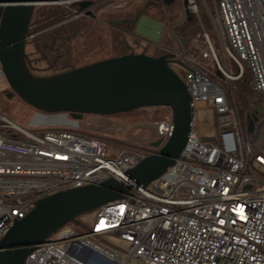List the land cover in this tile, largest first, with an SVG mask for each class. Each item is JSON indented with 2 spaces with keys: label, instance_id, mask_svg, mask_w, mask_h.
<instances>
[{
  "label": "built area",
  "instance_id": "obj_1",
  "mask_svg": "<svg viewBox=\"0 0 264 264\" xmlns=\"http://www.w3.org/2000/svg\"><path fill=\"white\" fill-rule=\"evenodd\" d=\"M214 3L219 49L204 29L185 49L130 34L157 57L174 55L168 65L192 99L189 139L175 164L143 191L99 208L91 225H66L25 264H264V0ZM35 7L59 8L65 24L124 10L127 0H37ZM200 7L186 0L191 16ZM79 128L62 113L36 110L28 128L0 114V242L39 200L99 185L153 154L125 148L108 155V141ZM146 128L164 144L174 125L170 118Z\"/></svg>",
  "mask_w": 264,
  "mask_h": 264
},
{
  "label": "water",
  "instance_id": "obj_2",
  "mask_svg": "<svg viewBox=\"0 0 264 264\" xmlns=\"http://www.w3.org/2000/svg\"><path fill=\"white\" fill-rule=\"evenodd\" d=\"M36 1L0 0V60L10 97L18 96L37 111L67 114L76 121L85 115L108 117L167 108L172 113L174 129L164 144H154L158 152L126 173L99 185L46 197L36 202L23 219H14L0 242V264H25L40 244L69 223L78 224L79 217L143 191L175 164L189 139L193 118L187 87L168 65V56L174 55L129 53L57 74L35 75L28 65L26 48ZM134 22L138 35L160 41V21L138 16ZM255 108L262 111L258 104ZM253 128L254 118L248 117V131Z\"/></svg>",
  "mask_w": 264,
  "mask_h": 264
},
{
  "label": "rangeland",
  "instance_id": "obj_3",
  "mask_svg": "<svg viewBox=\"0 0 264 264\" xmlns=\"http://www.w3.org/2000/svg\"><path fill=\"white\" fill-rule=\"evenodd\" d=\"M144 1L145 0H127L126 9L102 13L98 20L77 19L72 22L63 24L61 23L63 19V12L61 14H54L53 20L43 22V24L40 25V29L43 30V34L37 37L36 42L34 44L28 42L26 54L30 63L32 64V70L34 74L38 76L52 75L68 68L71 69L80 67L82 66V64L94 61L96 55L90 52V47L98 44V42L100 44H103L101 45L102 48L104 46L107 47L105 42L109 41L107 40V38L103 37L101 33L100 35L96 34L94 36H91L93 32L90 30H95L98 28L104 32H107L108 30L115 32L114 37H116L117 41L113 42V46L116 48L114 54H116L117 56L123 55L125 51H128L127 42L131 43L132 37L130 34H125L123 30H119L115 27L107 25V23L108 21H112L113 19L118 17L120 19L127 17L131 12L142 8ZM198 2L201 6L199 9V16H191L192 20L189 23L188 27L189 29L187 33V41L184 45H182L185 49L189 45L191 40L204 29L209 33L210 37L214 40L216 47L219 49L220 43L218 32L214 23V0H204L203 2L205 4H203L201 0H198ZM42 12L44 14L47 13L48 15H51V13H48V11ZM42 12L39 11L38 15H41ZM116 12L117 15H115ZM167 12L170 13L169 10H167ZM176 12L177 8L175 9V11H171V16L174 17ZM151 13L157 19L160 18L161 20H165L166 18L165 11L161 13L152 11ZM88 30L90 32L89 34L87 33ZM74 34H76L78 37L73 40V42L69 41L70 37ZM97 38H101L99 39L100 41L97 40ZM168 43L169 44L167 45H171L172 47L176 48L178 47L177 43H173L170 40H168ZM70 48H72L73 60H71L72 63L69 67V65H67L66 63L67 61H69ZM108 48L110 49V44L108 45ZM51 49H54V51H50ZM37 50L41 51L40 55L36 54ZM58 51L59 53H64L65 56L62 61L57 64V66L53 67L52 70H49L47 62L49 60H53L55 56H57ZM43 52L47 54L46 57L48 61L38 62L40 58H43ZM81 52L82 54H80ZM106 54H110V52L105 51L104 53H100L101 56ZM246 80L249 82V75H246ZM250 91L251 90L248 86L246 96L252 98L253 95L250 94ZM10 93L11 89L9 87L7 79L5 77L3 79H0V114L14 123L24 128H28L29 122L33 115L36 113V110L27 105L18 96L10 97ZM242 100L243 96L237 95V101L239 102L238 104L240 109H242ZM170 118H172V113L167 108H149L108 117L85 115L78 122L80 124L79 131L81 133L104 138L110 143L108 148V155H116L125 148L144 149L150 151L151 153L158 152L159 148L152 146V144L157 143L159 139L153 136L151 131L146 127L151 122L165 121L169 120ZM127 129H129L130 137L129 139H127L128 141L125 140ZM96 216L97 212L92 213L88 216L84 215L80 217L78 221L87 225H91ZM111 242L115 245L124 246V248L126 246L116 238H112ZM128 264L146 263L138 260H132Z\"/></svg>",
  "mask_w": 264,
  "mask_h": 264
},
{
  "label": "flooded vegetation",
  "instance_id": "obj_4",
  "mask_svg": "<svg viewBox=\"0 0 264 264\" xmlns=\"http://www.w3.org/2000/svg\"><path fill=\"white\" fill-rule=\"evenodd\" d=\"M166 1L167 0H145L142 8L131 12L130 15L125 18L109 22L112 27L123 30L125 34L129 35L136 33L137 23L134 22L136 18L138 16L139 18L142 16H148L162 23V29L160 30L161 38L159 42L169 44L168 40H170L173 43L181 45L187 41L188 27L192 20L191 14L186 10V0H172L171 4H166ZM176 8L177 12L174 17H172L171 11H175ZM149 9L156 10L160 13L165 11V20L151 17L148 12ZM167 10H169L170 13H168ZM115 22H118V24H114ZM127 47L128 51H125L123 55L129 53H146L150 56H158L156 51L144 47L137 39L134 38H132L131 43L127 42Z\"/></svg>",
  "mask_w": 264,
  "mask_h": 264
},
{
  "label": "trees",
  "instance_id": "obj_5",
  "mask_svg": "<svg viewBox=\"0 0 264 264\" xmlns=\"http://www.w3.org/2000/svg\"><path fill=\"white\" fill-rule=\"evenodd\" d=\"M156 11V10H153V9H149V13H150V15H152V17H154V12H153V14L151 13L152 11ZM39 11H48V13H51V15H48L47 13L46 14H44L43 12L41 13V15L39 14L38 15V12ZM54 12V13H53ZM158 12V11H157ZM53 13V14H52ZM57 13H59V14H61L62 13V11L59 9V8H57V7H36L35 8V11H34V14H33V17H32V20H31V23H30V33H37V35H36V37L34 38V39H32V40H30L29 41V43H31V44H34L35 42H36V40H37V37L39 36V35H41V34H43L42 32H43V30L42 29H40V25L41 24H43V22H47V21H49V20H53L54 19V14H57ZM115 15H117V12L115 13ZM113 16H114V14H113ZM112 16V17H113ZM49 18V19H48ZM114 18V17H113ZM122 19V18H121ZM79 20V19H78ZM116 20H120V18L118 17V18H115V19H113L112 21H116ZM72 21H74V20H72ZM72 21H70V22H72ZM68 23V22H67ZM66 24V23H65ZM90 31H92L93 33L91 34V36H94V35H96V34H98V35H100V33H101V35H103V37H105V38H107V40H109V41H107V42H105L106 43V45H107V47L106 46H104L103 48H102V46L101 45H103V44H100L99 42H98V44H96V45H94V46H91L90 47V52H92V53H94V55H96L95 56V60L94 61H92V62H88V63H85V64H82V66H84V65H87V64H91V63H94V62H97V61H101V60H105V59H108V58H112V57H116L117 55L116 54H114L115 53V50H116V48L113 46V42H115V41H117L116 40V37H114V35H115V32L114 31H111V30H108L107 32H104V31H102V30H100L99 28L98 29H95V30H90ZM86 33V32H85ZM88 34L90 33L89 32V30H88V32H87ZM78 36L76 35V34H74L73 36H71L70 37V39H69V41H71V42H73V40H75L76 38H77ZM99 39H101V38H97V40H99ZM100 41V40H99ZM102 43V42H101ZM110 44V49L108 48V45ZM37 47V46H36ZM37 49V48H36ZM110 50V51H109ZM50 51H54V49H51ZM110 52V54H106V55H103V56H101L100 55V53H104V52ZM69 52H70V56H69V61H67V65H69V67H70V65H71V63H72V61L71 60H73L72 59V48H70L69 49ZM36 54H38V55H40L41 54V51H36ZM80 54H82V52L80 53ZM43 58H40V60L38 61V62H47L48 60H47V57H46V55L47 54H45V52H43ZM64 53L62 54V53H59V51H58V54H57V56H55V58L53 59V60H49L47 63H48V66H49V70H52L53 69V67H55V66H57V64L59 63V62H61L62 61V59L64 58ZM66 60H67V58H66ZM51 62V63H50ZM28 65H29V67H30V69L32 70V64L30 63V61H29V59H28ZM81 67V66H80ZM75 68H77V67H75ZM71 69H73V68H71ZM68 70H70V68H68V69H66V70H63V71H61V72H65V71H68ZM32 72H33V70H32ZM61 72H57V73H61ZM34 73V72H33ZM57 73H55V74H57ZM248 106H249V104L247 103V101L246 100H242V105H241V107H242V110H243V112H247V110L249 109L248 108ZM92 213H95V212H92ZM92 213H88V214H85V216H88V215H90V214H92ZM84 216V215H83ZM82 217V216H81ZM80 218V217H79ZM79 218H78V220H79ZM68 225H73V226H75L77 229H79V230H81L84 226H85V224L84 223H82V222H79L78 224H74V223H69Z\"/></svg>",
  "mask_w": 264,
  "mask_h": 264
}]
</instances>
